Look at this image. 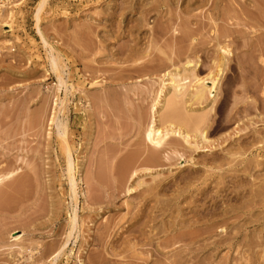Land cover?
Segmentation results:
<instances>
[{"label": "rangeland", "instance_id": "rangeland-1", "mask_svg": "<svg viewBox=\"0 0 264 264\" xmlns=\"http://www.w3.org/2000/svg\"><path fill=\"white\" fill-rule=\"evenodd\" d=\"M42 1L0 27V176L19 172L0 187V264H264V139L213 161L172 136L157 166L144 143L159 64L193 45L207 77L227 38L218 103L194 108L213 140L264 137V0H48L47 47ZM129 157L151 169L131 193Z\"/></svg>", "mask_w": 264, "mask_h": 264}, {"label": "bare ground", "instance_id": "bare-ground-1", "mask_svg": "<svg viewBox=\"0 0 264 264\" xmlns=\"http://www.w3.org/2000/svg\"><path fill=\"white\" fill-rule=\"evenodd\" d=\"M20 6L21 5H17L15 8ZM15 8L10 12L8 20L4 24L5 28H14ZM50 8L52 7L49 6L48 0H43L37 7L35 14L36 29L46 47L50 46V42L43 32L42 23L45 19L46 12ZM257 9L259 10V7H257ZM257 22H259V20H257ZM7 32L8 31H5L4 33ZM227 42L228 38L226 43L220 48L222 55L220 61L217 63L216 70L211 72L207 77L199 76L201 62L199 59L193 58V54L196 52L193 45L189 46L186 51L179 52V54L170 61V65L164 61L159 64L156 71H164L160 76L162 86L157 98L153 101V121L144 131V143L150 150L147 160L145 161L146 165L157 166L161 163L159 155L166 141L172 136L182 138L187 143H191L190 140H193L195 149L203 152L201 155L211 158L213 161L217 159V156H220L218 155L219 152H229V150L234 149V147L246 149L252 144L261 142L264 139V137L260 135V131L256 129L252 132H241V130H237V132L231 134V136L225 140H213L210 138V134H212L210 129L212 127L207 122V115H198L197 112L199 109L194 108L193 103L197 102L200 104L206 99L211 100L213 106L211 108L212 110H214L215 104L218 103L228 63L233 56L231 47ZM48 58L52 63V70L56 72L58 66L56 58L53 56H49ZM59 82L58 87L60 91L64 83L61 80ZM190 90L192 91L191 94H189ZM188 96H190L189 101L184 102L186 103V106L184 105L185 115L174 117L176 108L179 104L183 103V98ZM188 103L189 106H187ZM164 108H166V111L160 116ZM81 119H83V117H81ZM55 121L56 111L52 118V122ZM229 139H233V141L229 142ZM207 162H209V160H207ZM244 163V161L241 162V164ZM136 166L137 163L134 158L129 157L120 168L119 179L124 183L130 178L131 184L128 188L129 193L136 191L139 187L144 185L143 179L147 174L142 175L144 173L142 170L151 171V169H142L141 173L139 170H134ZM18 175L19 172L14 171L7 175L0 176V187L6 182L13 180ZM154 176L155 174H153V177Z\"/></svg>", "mask_w": 264, "mask_h": 264}, {"label": "built area", "instance_id": "built-area-1", "mask_svg": "<svg viewBox=\"0 0 264 264\" xmlns=\"http://www.w3.org/2000/svg\"><path fill=\"white\" fill-rule=\"evenodd\" d=\"M25 1L26 0H0V27H4V24L8 20V16L14 7L21 5L20 7L23 8Z\"/></svg>", "mask_w": 264, "mask_h": 264}]
</instances>
